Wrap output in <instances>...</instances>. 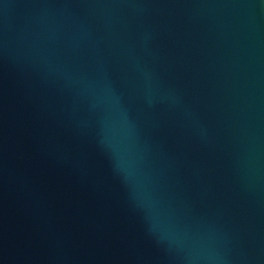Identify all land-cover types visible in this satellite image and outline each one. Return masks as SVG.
I'll return each mask as SVG.
<instances>
[{
  "label": "water",
  "instance_id": "water-1",
  "mask_svg": "<svg viewBox=\"0 0 264 264\" xmlns=\"http://www.w3.org/2000/svg\"><path fill=\"white\" fill-rule=\"evenodd\" d=\"M0 264H264V0H0Z\"/></svg>",
  "mask_w": 264,
  "mask_h": 264
}]
</instances>
